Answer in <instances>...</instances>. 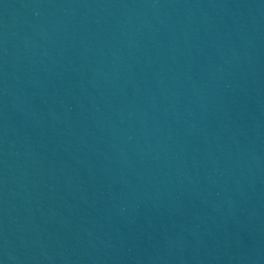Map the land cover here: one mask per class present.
Segmentation results:
<instances>
[{
	"label": "water",
	"instance_id": "95a60500",
	"mask_svg": "<svg viewBox=\"0 0 264 264\" xmlns=\"http://www.w3.org/2000/svg\"><path fill=\"white\" fill-rule=\"evenodd\" d=\"M0 264H264V0H0Z\"/></svg>",
	"mask_w": 264,
	"mask_h": 264
}]
</instances>
